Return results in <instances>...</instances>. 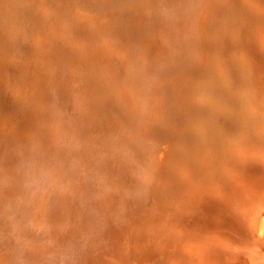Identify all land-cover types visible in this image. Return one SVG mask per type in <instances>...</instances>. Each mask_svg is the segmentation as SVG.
Wrapping results in <instances>:
<instances>
[{"label": "rangeland", "instance_id": "obj_1", "mask_svg": "<svg viewBox=\"0 0 264 264\" xmlns=\"http://www.w3.org/2000/svg\"><path fill=\"white\" fill-rule=\"evenodd\" d=\"M0 264H264V0H0Z\"/></svg>", "mask_w": 264, "mask_h": 264}]
</instances>
